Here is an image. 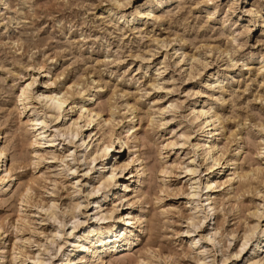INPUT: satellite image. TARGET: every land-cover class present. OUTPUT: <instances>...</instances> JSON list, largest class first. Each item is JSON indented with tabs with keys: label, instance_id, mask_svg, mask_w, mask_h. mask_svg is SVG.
Here are the masks:
<instances>
[{
	"label": "rangeland",
	"instance_id": "rangeland-1",
	"mask_svg": "<svg viewBox=\"0 0 264 264\" xmlns=\"http://www.w3.org/2000/svg\"><path fill=\"white\" fill-rule=\"evenodd\" d=\"M32 79L31 98L15 107ZM41 91L64 94V107L50 111ZM82 105L90 112L78 118ZM64 130L76 134L61 138ZM2 146L0 177L11 167L12 178L4 189L0 182V264H31L37 254L60 264L85 227L119 228L135 215L144 232L131 251L100 254L111 264H247L253 243L231 256L264 210V172L255 170L264 167V0H0ZM131 157L117 182L97 189ZM193 157L200 184L231 178L203 194L215 200L204 229L215 228L217 240L195 248L184 233ZM259 247L253 259L264 257Z\"/></svg>",
	"mask_w": 264,
	"mask_h": 264
},
{
	"label": "bare ground",
	"instance_id": "bare-ground-1",
	"mask_svg": "<svg viewBox=\"0 0 264 264\" xmlns=\"http://www.w3.org/2000/svg\"><path fill=\"white\" fill-rule=\"evenodd\" d=\"M247 12H250V9H247ZM34 82H35V79H32L29 83H27V85H26V87L24 89H21V93H20V95L18 96V99L15 102V107L18 108V106H20V105H24L23 107H25V105L27 103L24 102V101L28 100L29 98H31L30 94L32 93V86H33ZM63 96H64V94L62 96H60V95L59 96L58 95H46L44 93V91H41V93H39V97H37V100L40 101V102L44 101L45 104L47 105V108L50 111H59L61 108L64 107V105L66 103V99ZM86 111L88 113L90 112V110L85 108L83 105L80 106V114H79L78 118L84 116ZM200 114L202 115L203 112L200 111ZM88 115H90V114H88ZM35 122L41 128L40 135H43L44 134L43 129L46 128L44 125H42L43 122H44V119L42 121L38 122V123H37V121H35ZM89 122H91V117L89 118ZM75 134H76V130H67V131L64 130V131H62L60 133V136H62L61 138H65V137L73 138L75 136ZM206 145H207L206 142H204V143L202 142V143L196 144L195 148L196 147L197 148H201L202 146H206ZM71 147H72V144H71ZM110 147H111V143L110 142L103 141L100 151L102 152L103 155L107 156ZM119 147L120 148L122 147L121 143H120ZM197 148L195 150H197ZM4 154H5L4 148L2 146V147H0V161H2V159L4 157ZM136 159L138 160V158H136ZM136 159L134 160L131 157V158H128V159H126V160H124L122 162H119V165L118 164L117 165H112L109 175L108 176H104L102 178L100 185L97 186V189H100V187L102 185H104L108 181L110 182V186H112L114 184V182H117V181H115V178H116L115 172H116V170L119 169L121 172H124L125 170H127V169L132 167V164L134 163V161H136ZM91 160L94 161L95 160V156H93L91 158ZM218 160L219 159L216 158V157L211 159V168L215 167L216 165L219 164ZM141 165L142 164H140L138 168L136 167L137 168L136 169V172H137L136 174H139V175L136 177V179L133 180V187H128L129 189L127 188L129 191H131L132 194L134 193V195H132V198H133L132 203L136 202L135 199H137V196H138L137 195V192H138L137 187H138V185H140L141 180L143 179L141 177L145 173V166L141 167ZM11 169H12L11 167H9L8 169L7 168L4 169V175H2L0 177V182L3 185L1 187V189H4L10 183L11 178H12V176L10 174ZM255 170H256V172L258 171V173H259V171H262V173H263L264 172L263 171L264 167H257L256 166ZM163 171H164V169H163ZM121 172H120V174H121ZM128 172H130V171H128ZM196 172H197V166L195 164V157H193L192 159H190L189 163L186 165V167L184 169V173L189 175L188 180L190 179L189 180L190 182L187 185V186H189V190H187L185 194H186L187 201L191 204L190 205L191 206V210H190L191 212L187 215L188 217L186 216V219H185V224H186L185 227L186 228L184 230V233L193 234V236L190 239V243H188V244H190L192 247L194 246V248H195V246L198 243H200V244H202L204 246H212V243L216 239L215 236L217 235V230L215 228H208L207 227V228L204 229L205 224H207L206 223L207 220L211 219V217L214 214L216 204H215V200L213 198H209V197L202 198V197H204L203 194L204 193L206 194L207 192H210L212 189L214 191V187L215 186H218V185H221V184H225V183H227V182H229L231 180V178H229V179H227L225 181H222V182H215V181H212L209 178H207L203 182V184H200V181L197 179ZM0 173H2V172H0ZM130 176L133 177V175H131V174H130ZM116 185H118V184H116ZM203 188H205L204 190H206V191H202ZM28 189L29 188L27 187L25 192H27ZM112 192L114 193V191H112ZM88 194L89 193H87V195ZM105 197H104V199H105ZM22 198H21V201H25ZM205 199H206V202H204ZM46 206H48V207L45 209V211L48 212L50 214V216H53V213H52L53 205L52 204L48 205V203H46ZM41 209H43V205H41L40 210ZM261 210L258 211V208H256V211L253 212V215L255 216L254 222L251 223V224H247L246 228L243 231V234H242V237H241V241L238 244L237 249L234 250V252H233V254L231 256V257L238 258L239 255L243 252V250L248 246V244H250V243L252 244L253 243L252 244L253 248L250 246L252 248V250H251L252 252L250 253V256L248 258L249 262L247 264H264V257L258 258V259H253L254 256L256 255V249L259 250V248H260L259 246H261V245L264 246V226L260 227V225H259L260 224L259 223L260 219L264 215L263 214L264 210H262V211ZM126 215L127 214H125V216ZM127 217L128 218H127L126 223L125 224L122 223L123 226L121 225L122 227H119V228H118V225L112 224L110 222H109V224H106V225H99V224L94 222L95 224H93L91 226H88V227H85L80 234L74 236V239L72 238L73 240H71V243H69L70 244L69 245L70 246L69 249L66 252H64L63 255H62V259L66 260V261L65 262H61L60 264H70L69 263L70 260H75L74 261L75 263H85V264H111V260L109 258L107 259L105 257V255H101L100 256V254L102 253V254H107V255L110 254L111 255V254L121 253V252H124V251H131L133 249L132 246L134 245V241H136L138 239V236L140 235V233L144 232L143 231L144 230V224L143 223L145 222V220H141V217H138L137 215H135V216H127ZM73 218H76V214H74ZM101 218L110 220L112 218V213H109L106 216H102ZM120 219H121V217H120ZM211 222H212V220H211ZM72 223H73V225H72L71 228H72V231H73V229L78 227L79 223L78 222H74V221ZM131 227L138 228V233L139 234L138 235H134V233L133 234L132 233L128 234L126 231L129 228H131ZM0 229H1V225H0ZM59 234L60 233H59V230H58L54 234V238L60 240ZM56 239L55 240H51V243L52 242H56ZM217 242H216V244H217ZM61 246H63V243H62V245H59L56 250L59 251L60 248H62ZM100 248H101V252L99 250ZM58 251H57V253H58ZM57 253H54V254L56 255ZM28 258L29 257H25L24 260H26ZM14 259H15V256L12 257V260H14ZM220 260H222V258ZM229 260H230V258H229ZM225 261H226V259H225ZM44 262L45 261H40L39 260L38 254L35 255V257L32 258V260L30 261L31 264H42V263L44 264ZM221 262L223 263L224 259ZM46 263H48V262H45V264ZM209 263L210 262H208V264ZM212 263H214V261Z\"/></svg>",
	"mask_w": 264,
	"mask_h": 264
}]
</instances>
